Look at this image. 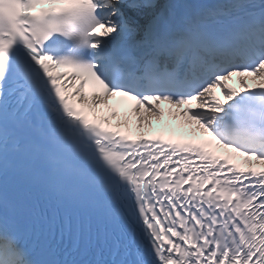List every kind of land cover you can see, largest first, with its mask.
I'll return each mask as SVG.
<instances>
[{"label": "snow or ice", "instance_id": "obj_1", "mask_svg": "<svg viewBox=\"0 0 264 264\" xmlns=\"http://www.w3.org/2000/svg\"><path fill=\"white\" fill-rule=\"evenodd\" d=\"M117 95L244 166L69 103ZM0 264H264V0H0Z\"/></svg>", "mask_w": 264, "mask_h": 264}, {"label": "bare ground", "instance_id": "obj_2", "mask_svg": "<svg viewBox=\"0 0 264 264\" xmlns=\"http://www.w3.org/2000/svg\"><path fill=\"white\" fill-rule=\"evenodd\" d=\"M252 79L249 78V86L251 87L252 86ZM233 89H235L236 91H240L241 90V86L240 84H235L233 85ZM221 103L225 102L224 100V96L222 95V98L221 99H218ZM109 101L110 99H108V103L107 105L105 104H98L96 106L95 109H98L99 111V114L102 115L103 117H105L106 119L110 120L111 123H114V124H117V125H126L128 126L130 129H132L133 131H135L136 133L138 134H141L145 131H147L149 128L147 127V123H145V126L143 129H140L139 128V118L137 117V115L132 112V113H128L127 115H117L114 119L111 118V109L109 107ZM89 104H91V100H89ZM192 107H195V102H193L192 105H190ZM168 109H171L172 113L175 114L177 111H179L178 109L172 107V106H168L167 108H165V111L167 113V115H169V112H168ZM93 110V109H92ZM94 111V110H93ZM143 111V109H142ZM170 116H175V115H170ZM178 117V116H176ZM178 121L183 124V121H185L187 118L186 117H178ZM127 120L128 123L125 124L124 121ZM164 120L163 118H161L159 121H157L154 117L152 118V126L153 125H157V124H160L162 123ZM186 124V123H184ZM190 125H195L196 126V123L193 121L191 123H189ZM198 129V128H197ZM197 131H200V130H197Z\"/></svg>", "mask_w": 264, "mask_h": 264}]
</instances>
